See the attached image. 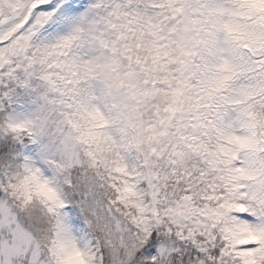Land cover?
Listing matches in <instances>:
<instances>
[{
    "label": "snow or ice",
    "instance_id": "6c2138e0",
    "mask_svg": "<svg viewBox=\"0 0 264 264\" xmlns=\"http://www.w3.org/2000/svg\"><path fill=\"white\" fill-rule=\"evenodd\" d=\"M6 137L0 264H264V0H0Z\"/></svg>",
    "mask_w": 264,
    "mask_h": 264
},
{
    "label": "trees",
    "instance_id": "16d2710c",
    "mask_svg": "<svg viewBox=\"0 0 264 264\" xmlns=\"http://www.w3.org/2000/svg\"><path fill=\"white\" fill-rule=\"evenodd\" d=\"M20 151L19 145L11 137L0 138V169L21 163L22 158L18 155Z\"/></svg>",
    "mask_w": 264,
    "mask_h": 264
},
{
    "label": "rangeland",
    "instance_id": "374dc122",
    "mask_svg": "<svg viewBox=\"0 0 264 264\" xmlns=\"http://www.w3.org/2000/svg\"><path fill=\"white\" fill-rule=\"evenodd\" d=\"M20 105L22 106L13 105L16 108L17 114L19 116L26 115L27 110L30 108V104H27L22 100L20 101ZM69 219L73 229L79 231L83 226V219L78 214H70Z\"/></svg>",
    "mask_w": 264,
    "mask_h": 264
}]
</instances>
